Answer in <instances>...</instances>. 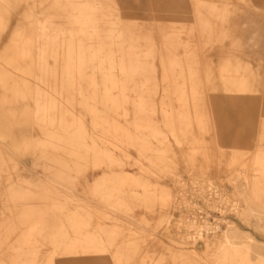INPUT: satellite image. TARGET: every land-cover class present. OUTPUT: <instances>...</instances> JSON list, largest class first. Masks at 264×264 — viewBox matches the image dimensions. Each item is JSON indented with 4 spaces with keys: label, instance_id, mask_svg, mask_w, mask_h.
Here are the masks:
<instances>
[{
    "label": "rangeland",
    "instance_id": "rangeland-1",
    "mask_svg": "<svg viewBox=\"0 0 264 264\" xmlns=\"http://www.w3.org/2000/svg\"><path fill=\"white\" fill-rule=\"evenodd\" d=\"M0 1V264H220L230 225L264 264V0Z\"/></svg>",
    "mask_w": 264,
    "mask_h": 264
},
{
    "label": "bare ground",
    "instance_id": "bare-ground-1",
    "mask_svg": "<svg viewBox=\"0 0 264 264\" xmlns=\"http://www.w3.org/2000/svg\"><path fill=\"white\" fill-rule=\"evenodd\" d=\"M6 11L7 10L2 7V2L0 1V28L1 29L5 28V24L2 25V22H3V15L6 14L5 13ZM77 31H79V29ZM27 35H29V36L32 35V28L29 26L27 29H24L23 32H20V33L18 32L12 38L13 41L9 45V48L6 51L7 56L10 55L13 57L12 59L9 60V62H12V63L15 62V63L19 64V61L21 59L24 60L25 58L33 56L32 47H31L30 43L26 41ZM48 35L49 34L47 32H43L42 37L44 38ZM80 35L82 38H84L87 41V40L93 39L94 32H92L89 29H85L82 33H80ZM78 45H79L78 47L73 48V46L75 47V45H74V43H71L70 45H68V50L66 49L68 57H67V63L65 66V70H67V72L72 71V70H78L80 72L85 71L88 67H90L89 66L90 61L93 63L96 62V64L93 67H97L100 71L106 72L107 82L105 85L107 87L114 89V88H119V87L125 88L126 86H128L127 81L126 82L123 81V83H120V81L115 79V71L117 68V65H116L117 59L115 57L116 56V50L114 48L115 46H112V45L108 46L102 42H100L98 44L99 47L97 49L87 47L88 44L85 42L79 43ZM104 47L108 48V49L105 50ZM93 49H94V51H93ZM117 52L119 53V51H117ZM89 53H92L93 57L90 59H87L86 55ZM137 54H138L137 52L130 50V51H127L126 56L127 55H129V56L135 55L136 56ZM40 55L41 56H39V57H41V60H43V59H45L47 54H46V52L45 53L42 52ZM123 58L121 59V67L119 66V68H121L124 72L131 73V72H138V71H143V72L146 71L145 65H142V63H138L139 59H136V64H123V60H124ZM48 59H50V58H48ZM51 61H53V60H50V62ZM43 63H45V61ZM18 66L19 65H16V67H18ZM96 71H98V70H96ZM82 78H83V76H82ZM93 84H96L95 81H93ZM141 85H142V87L148 86V81L146 80V81L142 82ZM107 93L112 94V91H109ZM143 98H145V97H143ZM141 103L142 104L144 103L143 105H146L145 102H141ZM143 110H144V108H143ZM236 232H237V229H236V226H234V225H230L227 228V230L224 232L223 240L220 241V244H219V254H220L219 255L220 256L219 262H220V264H246V263H248L249 258L247 257V253H248L247 251L249 249V244H247L246 242L237 241ZM30 237H32V236H30ZM247 238L252 239L250 236H247Z\"/></svg>",
    "mask_w": 264,
    "mask_h": 264
}]
</instances>
